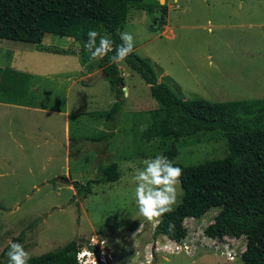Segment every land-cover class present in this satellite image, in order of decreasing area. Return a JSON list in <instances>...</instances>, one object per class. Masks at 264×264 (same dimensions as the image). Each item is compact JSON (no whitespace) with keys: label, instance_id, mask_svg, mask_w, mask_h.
<instances>
[{"label":"rangeland","instance_id":"rangeland-1","mask_svg":"<svg viewBox=\"0 0 264 264\" xmlns=\"http://www.w3.org/2000/svg\"><path fill=\"white\" fill-rule=\"evenodd\" d=\"M132 5L120 27L134 37V51L148 57L158 82L186 99L242 101L264 105V0H143ZM161 5L167 7L162 13ZM40 45L0 37V67L30 74L27 95L0 91V254L9 261L11 242L30 255L56 249L75 238L95 251L101 264H245L246 237L211 238L203 232L220 206L201 218H185L180 243L155 235L157 221L139 213L135 171L168 147L141 132L159 107L149 84L125 61L117 64L129 90L112 121L94 113L111 108L110 90L98 58L92 60L74 36L45 33ZM123 87V88H124ZM68 124V125H67ZM109 138L92 141L101 132ZM174 162L193 165L227 151L223 131L199 133L176 142ZM79 152L76 153V150ZM117 162L120 179L94 182L98 164ZM176 208L184 194L177 186ZM134 237V239H133ZM235 250L228 259L226 249ZM225 250V251H224Z\"/></svg>","mask_w":264,"mask_h":264},{"label":"trees","instance_id":"trees-1","mask_svg":"<svg viewBox=\"0 0 264 264\" xmlns=\"http://www.w3.org/2000/svg\"><path fill=\"white\" fill-rule=\"evenodd\" d=\"M143 0H0V37L40 45L45 33L74 36L85 44L89 30L109 36L114 46L121 43L119 33L130 6H144ZM167 7L161 5L165 14ZM109 53L97 64L116 94L110 109L95 115L114 122L120 115L125 96L123 75L118 66L109 62ZM151 88L159 107L153 119L141 132L146 141L159 140L165 146L162 155L183 170L181 186L184 194L180 204L157 220L153 232L180 241L185 238V218H201L209 209L220 206L214 218L204 227L206 236L229 235L246 237L241 256L245 264H264V105L249 107L242 101H210L204 98L186 99L173 88L158 82L156 71L148 57L134 49L124 60ZM30 74L0 67V91L13 99L27 95ZM221 130L226 137L227 153L217 159L184 165L174 162L178 154L176 142L199 133ZM101 132L92 141L109 138ZM79 149L76 150V153ZM98 179L81 184L74 180L77 193L93 191L94 182H115L120 179L119 164H98ZM174 224L172 231L169 224ZM82 244L75 238L40 254L31 255L28 264H81L77 259ZM96 251L98 246L90 245ZM0 264H9L0 254Z\"/></svg>","mask_w":264,"mask_h":264},{"label":"clouds","instance_id":"clouds-1","mask_svg":"<svg viewBox=\"0 0 264 264\" xmlns=\"http://www.w3.org/2000/svg\"><path fill=\"white\" fill-rule=\"evenodd\" d=\"M87 35L88 39L84 48L92 60L103 59L109 53H114L109 57V62L119 64L134 49V37L127 31L119 33L121 43L117 46H114V42L109 36L101 35L96 30H89ZM122 92L127 98L129 90L126 86ZM143 164V168L135 171V199L140 215L147 221L153 222L172 211V207L177 201V186L181 182L183 170L174 166L173 161L164 155L146 159ZM174 227V224L170 223L168 230L172 231ZM7 256L9 264H28L31 259L29 251L20 242L10 243ZM77 259L79 260V255Z\"/></svg>","mask_w":264,"mask_h":264},{"label":"built area","instance_id":"built-area-1","mask_svg":"<svg viewBox=\"0 0 264 264\" xmlns=\"http://www.w3.org/2000/svg\"><path fill=\"white\" fill-rule=\"evenodd\" d=\"M229 236V235H227ZM214 238V237H211ZM170 239V238H169ZM173 240L176 244L175 247L176 249H180L181 247L185 248L187 251H190V244L186 241L180 243V241ZM91 248V247H90ZM96 250L94 249H88V248H81L78 252L79 255V262L81 264H101L100 261H103L104 263H107V257L105 255H101L100 258L97 256ZM225 251V250H224ZM227 253V258L228 259H234L235 258V250L227 248L226 251Z\"/></svg>","mask_w":264,"mask_h":264},{"label":"crops","instance_id":"crops-1","mask_svg":"<svg viewBox=\"0 0 264 264\" xmlns=\"http://www.w3.org/2000/svg\"><path fill=\"white\" fill-rule=\"evenodd\" d=\"M68 125V124H67ZM229 237H231V238H241V237H232V236H229ZM173 241V240H172ZM245 249V248H244Z\"/></svg>","mask_w":264,"mask_h":264}]
</instances>
